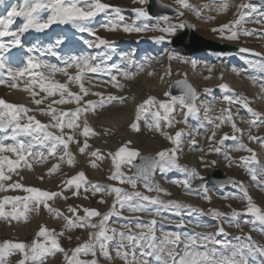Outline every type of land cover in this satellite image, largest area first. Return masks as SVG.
<instances>
[{"label":"snow or ice","instance_id":"snow-or-ice-1","mask_svg":"<svg viewBox=\"0 0 264 264\" xmlns=\"http://www.w3.org/2000/svg\"><path fill=\"white\" fill-rule=\"evenodd\" d=\"M2 2L3 0H0V3ZM138 2L143 5L147 0H138ZM174 2L178 9L190 11L197 18H204L201 9H208L209 7L208 4H203L198 9L195 5L190 4L188 0H174ZM212 3L217 5L215 10L218 13L227 12L230 7V0H212ZM236 7L238 9L247 8L250 5H238ZM45 11L48 12L46 19L41 16V12ZM133 12L136 14L135 19L129 24L125 23V17L120 7L104 3L102 0H21L18 4L11 6L6 16L0 17V51H8L21 45V37L29 30L43 32L56 23L71 24L79 32H87L93 35L95 40L88 43L89 48L103 46L114 50L115 45L113 42L96 35L93 29L89 27V23L100 13L110 14L112 17L107 24L103 25L106 31H116L119 28L127 33L159 32L161 35L151 37L157 43L163 42L166 36L175 35L178 29L187 26L182 20L176 24L171 23L168 16L156 17V22L149 25L147 21L153 20V17L144 7L134 8ZM183 15V11H178V16ZM245 15L243 12H238L237 18L229 23L221 24L218 28H213L212 31L219 32L222 38L229 40H236L241 34L252 35L249 30L239 27ZM17 17L23 18V23L13 31L11 26L15 23ZM207 19L214 20L215 17L209 16ZM138 20H143L145 23L142 25L137 24L136 21ZM5 37L11 39L5 42L3 39ZM56 43L59 45L62 42L58 39ZM48 51L51 55H56L52 48H49ZM240 51L248 52L251 50L241 48ZM167 55L169 60L179 59L181 62H185L183 57H177L172 52H168ZM256 55L260 54L256 53ZM106 58L110 59V56H106ZM96 59L97 57L91 54L73 56L63 62V67H59L56 64L29 55L22 67L8 69L9 79L6 80L2 71L6 65L2 55H0V84L7 83L9 87L17 89L19 88V82L25 80L22 90L30 95L32 103L37 106L36 108H29L22 104H12L0 99V132L4 133L3 136H0V192L20 190L26 193L24 196L6 195L0 198V219L9 223L12 220L19 221L21 218L26 221L25 213L30 210L28 205L33 204L34 208L31 210L38 212L42 206L44 210L54 213V219L64 221V225L59 232L41 225L31 243L10 240L0 243V264H7L8 257L17 253L21 258L16 261V264H44L48 257L57 253L63 254L65 264H100L101 258L111 264L114 259L113 251L115 252V258L122 260L124 264H150L148 260L150 256L155 258L156 264H168L169 261H171V264H264V245L258 244L249 234L236 236L234 238L237 241L236 243H224L223 250L216 247V245L223 243L217 239V236L228 235L223 226V218L227 214L216 209H209L205 213L203 209L194 208L190 204L176 200L165 201L160 198L161 194L170 196L171 193L156 181V171L159 170L161 173H165L177 170L183 173L184 179L172 180L171 184L182 188L185 195H195L205 201H211L209 189L203 183H200L198 187L193 185L194 180L203 181V177L195 169L188 168L178 162L182 131H176L174 135L164 131V128L173 126L172 114L177 106L183 110L185 117L183 122L185 123L189 115L197 116L198 114L199 110L196 106L197 92L186 82H178L184 84V91L180 96H172L170 92H165L164 96L168 97L166 100H158L154 96H148L144 99L136 106L135 119L130 125L133 130L139 131L138 121L142 117L147 121L148 116H151L152 122L147 124L148 128L168 140L173 145L172 148H165L156 152L154 156L144 157L142 163L134 166L136 171L132 175H125L121 170L122 164H131L133 159L140 157L138 150L128 148L131 141L125 142L114 154L109 153L114 170L107 179L117 181L118 184H128L133 191L129 192L111 184L91 183L87 180L83 171L63 180L61 185H58L59 191L43 190L33 186H25L19 180L13 181L12 174L18 175V168L23 166L29 170L32 169L33 165L30 163L32 160L42 163L49 158L58 156L59 162L53 163L48 168L47 175L56 173L60 168V163L65 162V158H67L66 163L68 166L74 167L75 156L69 149L70 144H75L81 155L87 153L89 157L102 158L99 149L89 151L91 145L88 143V139L96 133L90 128L87 120L83 121L82 130L78 134L75 130L81 128L80 117L83 114L90 110L94 111L96 107H105L106 102L112 103L114 100H118L123 103L124 99L113 96H109L107 101L103 98L99 101L85 99L90 95V92L82 82V78L87 73H98L105 70L101 68L100 64L93 63ZM123 59L127 61L128 65H132L133 60L130 55H125ZM192 63L195 67V61ZM254 66H258L264 71V63ZM112 67L116 68V65ZM69 69H75V72L70 73ZM139 70L143 71V66ZM233 71L237 70L233 69ZM56 74L63 75L66 80L64 82L53 80L52 77ZM120 74L124 79H133L136 75V73L127 70L121 71ZM148 74L152 75L153 73L149 72ZM168 74H170V69ZM237 74L239 75V72ZM116 79L115 75L111 76L112 82H115ZM70 84L77 85L79 91H71ZM113 86L122 87L117 83H113ZM218 87L224 92L233 91L229 85L224 83L219 84ZM37 88L39 91H36ZM261 88L264 90V85H261ZM205 92H211V89H205ZM41 93L44 95L41 96ZM91 94L100 95L99 93ZM57 95L59 96L58 99L53 98L50 103L45 105V101L49 97H56ZM38 96L40 98H37ZM224 102L228 103L229 107L221 109V112L214 119L208 116L209 108L204 107L205 119L212 126L211 135L207 137L209 142L207 152L209 154H222L228 161L229 166L235 164L244 168L250 180L261 190H264V166H259L260 161L255 150L243 141V136L247 135L250 142L259 143L264 148V138L251 134V128L264 125V114L255 111L250 106V101L241 94H234L232 97L225 96ZM233 103L246 109L252 117L249 120L242 121L249 125L247 133L238 127L235 122L231 110ZM65 104H75L76 106L66 110L55 107V105ZM41 105L45 106L41 107ZM30 112H39L41 115L47 116L49 118L48 123L41 122L35 115H28ZM22 119L26 122L21 123ZM223 125H230L232 134L223 133L217 140V131ZM50 128L56 129L59 134L49 131ZM65 129L69 131L66 132ZM22 136L30 139L26 141L19 139ZM79 137L84 138L82 142ZM6 140H11L13 143H5ZM228 140L235 141L231 148L225 146V141ZM41 149H46V154ZM231 152H244L249 155H241L236 160L231 156ZM3 153L14 154L15 159H11ZM200 160L202 165L208 166L209 162L203 156L200 157ZM210 163L215 164L216 161ZM90 165L96 167V164L92 161H90ZM20 179L22 180L23 177H20ZM40 179H43V177H40ZM231 182L238 188V193L230 194L231 198L246 202V207L242 211L237 209L231 211L230 218L227 221L229 226L240 228L241 217L246 215L251 216L253 219L244 221L245 224L251 223L255 226L256 222H259L260 225H264V211L253 202L243 182ZM138 183L143 185L146 192L156 193V195H147L136 190ZM81 189L85 193L91 192L93 196L97 193L114 196L111 207L102 213L95 208L68 205L67 211L71 215H65L59 208H54L49 203V201H54L57 198L69 199V196L64 194L67 191H71L72 196H79ZM84 198L88 199V196L85 195ZM98 203H106V201L101 198ZM6 204L12 205V211H5ZM21 204L24 206V212H18L17 210ZM117 205L121 210L127 209L133 213L148 214H153L150 206L175 208L177 214H179L180 209H190L199 212L201 215H211L218 223L215 232L185 234L183 238L179 232L168 233L158 244L154 235V226L157 223L155 219L147 222V224L141 223L137 219L135 226L142 229L139 234L132 232L128 224L123 225V228L127 231L109 228L108 221L110 217L121 214L117 211ZM94 218L99 219L95 220ZM129 223H131V220H129ZM182 224L181 221L178 226H182ZM197 226L200 227L201 225ZM203 227L210 226L203 225ZM76 228L89 230L87 239L73 249H65L62 247L59 238L64 235L65 231ZM145 228L147 234L143 231ZM260 231L264 235V228H261ZM77 239L79 238L77 237ZM182 242V251H177ZM82 256L90 258L83 259Z\"/></svg>","mask_w":264,"mask_h":264},{"label":"rangeland","instance_id":"rangeland-1","mask_svg":"<svg viewBox=\"0 0 264 264\" xmlns=\"http://www.w3.org/2000/svg\"><path fill=\"white\" fill-rule=\"evenodd\" d=\"M162 1L170 3L178 9V6L175 4L174 0H162ZM19 2H21V0H3V2L0 3V17L6 16L7 12L11 9V6L14 4H18ZM102 2L120 7L122 10V14L125 17V23H129V24L132 23L133 20L135 19L136 14L133 12V9L138 7L145 8L147 3L146 2L145 4L141 5L139 4L138 0H136V2H134V0H102ZM188 2L192 5H195L198 9H200L203 4H208L209 6L208 9H201L202 16L204 18H197L190 11L184 9H178V11H183L184 15L178 16L177 14L175 17H169L171 20L174 21V24L179 23V21L181 20L183 21L184 19H188L191 22L194 30L200 33V35L222 43L238 45L239 50L236 52H228V53H214L210 51H205V52H200L198 54L181 55L177 52L172 51L170 48V40L174 35L166 36V39L163 42L157 43L153 39H151V37L161 35V33L159 32L146 31L141 33H136V32L127 33L119 28L116 31H106L103 25L107 24L112 17L110 14L100 13L89 23V27L93 29L96 35L113 42L115 45L114 50L104 48L103 46H101L100 48H95V47L89 48L88 43L95 40V37L93 35L87 32L84 33L79 32L71 24L56 23L51 25L49 29H46L43 32L29 30L28 32L24 33V35L21 37V45L13 47L8 51H0V55H2L5 65L7 62L12 64L11 69L22 67L29 55L35 56L40 60L47 61L48 63L51 64L56 63V65L59 64L63 65L64 61H62V57H64V54H66L69 51V49L72 48V52L77 56L82 52L83 53L85 52L86 55L91 53L93 56L97 57L95 61H97L98 57L100 56H105V57L110 56V59H107V63H110V65L108 67L109 69L106 74H111V72H114L116 70L111 65L115 64V61H117L118 59H121L124 64H127V61L123 59V57L125 55H130L132 57L133 63L132 65L127 64L128 70L130 72L136 73V64L138 63V61L141 60L142 64H144L147 67H150V69L147 71V75L150 77H152L155 70H157V66H155L154 68L153 66H151V63L161 62L160 59L163 56V58L166 59V65H164L165 70L161 74L162 75L161 80L164 83L168 84V90L166 92H169L170 82L174 78H187L195 87L192 81V75H191L192 73L187 67V65L192 64L194 59H199L200 57V59L201 58L208 59V61L204 65H200L199 62L195 61V66L197 69L200 70L201 76L203 78L206 79V77H208L207 79H210L212 77V71L215 69L216 70L219 69L217 76V79H219V81L214 82L213 84L206 83L204 85V90L202 91L203 93L202 96H206L210 100H212L213 97L219 98L221 100L220 103H214L213 107H208L209 117L214 119V117L221 112V109L229 107L228 103L224 102V97L225 96L232 97L234 94L243 95L250 101V106L255 111L264 114V105L255 102L252 96L250 95V93L247 92L245 88H242L240 86L233 87L229 85V87L233 91L224 92L218 87V85L221 83L227 84L223 77V69H224L223 63H227L233 66L237 70L235 72H239V75L237 74V77L239 79H242L243 75H245L247 81L253 83L254 86H259L262 91L261 85H264V71H262L258 66H254V65L264 63V15H262V13H264V4H261L256 0H230V7L227 10V12L218 13L215 10L217 5L213 4L212 0H188ZM238 5H250V7L238 9L236 7ZM253 9H255V11H253ZM238 12H243L246 14L244 20L241 22V25L239 27L242 29L249 30L252 33V35L241 34L238 37V39L229 40L227 38H222L219 32L212 31L213 28H218L221 24L229 23L230 21L237 18ZM47 15L48 12L46 11L41 12V16L43 18L46 19ZM159 16H165V15H159ZM209 16H213L215 17V19L208 20L207 17ZM155 18L156 17H153V20L147 21V23H149V25L154 24L156 22ZM22 23H23V18L17 17L15 23L11 26V30L15 31ZM136 23L142 25L143 23H145V21L138 20L136 21ZM161 24H163V22H161ZM180 30H182V28L178 29L176 33H178ZM55 33H60L65 36L59 38L61 39L60 41L62 42L59 45L56 43L57 40L55 39L56 40L55 41L53 38V35ZM3 39L5 42H7L11 38L5 37ZM49 48H52L53 51L56 52L55 56L49 53L48 51ZM241 48L250 49L251 51L241 52L240 51ZM168 52H172L177 57H183L185 62H181L179 59L169 60L167 55ZM256 53H259L260 55H256ZM22 54L26 55V58L24 60L21 58ZM69 56L65 58V61L73 57V56L71 57ZM177 62H180L182 64V67L176 66L175 63ZM216 63L219 64L218 68L215 67ZM9 68L10 67L6 65L5 69L2 70L4 72V77L6 80L9 79L8 78ZM169 69H170V74H168ZM74 71L75 69H73V73ZM149 72L153 74L149 75L148 74ZM52 79L58 80L60 82L65 81V79L60 80L56 76L52 77ZM25 82H26L25 80L20 81L19 88L17 89H13L9 87L7 83L0 84V99H3L8 103L22 104L29 108H36L37 106L32 103L30 95L22 90ZM82 82L84 83L85 87L89 89V92L92 93L99 92L95 88H92L89 85H87L86 81L82 80ZM69 88L73 89V92L79 91L78 86H76L75 84H70ZM195 88L197 95L199 96L200 94L199 87L198 88L195 87ZM205 89H211V92H205ZM36 91H39V89L37 88ZM18 92L25 93L26 97L24 98L27 99L25 101L22 100L19 96H17L19 95ZM40 95L43 96L44 94L41 93ZM148 96L156 97L155 94L147 95V97ZM37 98L40 97L38 96ZM53 98L58 99L59 96L57 95L56 97H49L48 100L45 101V105L50 103ZM262 98L260 97V99ZM166 99H168V97L162 95L161 99L159 100H166ZM90 100L98 101V99L95 97H92ZM45 105H41V107H44ZM196 106L199 110L197 116L189 115L187 117L186 123L183 122L185 120L184 115L178 116L179 110L181 108L177 106L175 108L174 113L172 114L173 126L166 128L165 130L166 132L172 135H174L176 131H182L180 149L178 151V158H179L178 162L181 165L187 166L188 168L195 169L203 178L208 173H210L215 167H219L224 174L234 175L238 179L237 183L241 181L243 182L244 186L247 188L250 196L252 197L253 202L258 207H260L262 211H264V190H261L260 187L256 186L250 180V177L247 175L245 169L238 167L235 164L229 166L228 161L224 158L222 154H216V153L209 154L207 152V149L209 147V142L207 140V137L211 135L212 126L209 125L207 123V120L205 119V112L203 106L201 105H196ZM55 107L65 110L70 109L68 104L55 105ZM231 110L233 112V115L235 117V122L238 125V127L243 129L247 133L249 131V125L246 122H242V121L251 119L252 118L251 115L247 112L246 109L234 103L232 105ZM28 115H35L36 118L43 123H48L49 121V118L47 116L41 115L39 112H30L28 113ZM85 119L87 120V123L90 126V128L94 130L96 135L103 133L104 135H106V137L114 136L110 134L111 132L109 133L110 131L109 126H107L108 128H103L101 126H94V124L89 122L88 119L85 118V116L83 115L80 117V122L83 123ZM143 119L144 118H142L139 121L142 122ZM147 120L148 121H146V125L152 122L151 116H148ZM20 122L25 123L26 120L22 119ZM130 125L131 122L124 123L121 125V128L127 131V134L124 138L122 137L120 138L119 136L120 139L117 141L115 148L111 147L108 141L102 142L101 145H93L88 139V143L92 146V150L94 149L100 150L102 157L101 159L89 157L86 153L85 155H81L86 159L83 165H80L79 162H77V157L75 156L74 152L72 151L71 148H69L70 151L75 156V166L70 167L72 169L71 174H67V170L69 166L66 163L67 158H65V162L60 163V168L56 173L52 175H47L48 168L53 163L59 162V157L57 156L56 158H49L48 160L42 163H37L35 160L30 161V163H32L33 165L32 169L29 170L27 167L22 166L17 170L19 173L18 175L12 174V179L13 181L19 180V182L23 183L25 186H33L43 190L51 191L53 185L56 186L61 185V182L63 180H66L71 176L75 175L76 173L83 171L85 173L87 180L91 183H100L104 185L111 184L131 192L133 191V189L128 184H118L117 181L107 179V177L111 175L112 171L114 170L109 153L114 154L115 151L119 147L124 145L125 142L127 141H131V143L128 145L129 149H136L139 151V153H147L153 155H155L156 152L162 149L172 148L173 145L163 136H160V139L163 143L161 148L158 149L147 148L146 146L142 145L139 142L134 143L133 139L129 137V133L132 132L133 130L130 127ZM49 131L56 132V134H59L56 131V129L50 128ZM65 131L67 132L69 130L65 129ZM75 131L77 133V129ZM223 133H228L229 135L232 134L230 125H223L221 129L217 131L216 139L218 140ZM251 134L253 136L264 138V125L251 128ZM3 135L4 133L0 132V136ZM96 135H91V136L94 137ZM19 139L26 141L30 138L26 136H22L19 137ZM83 139L84 138L82 137V141ZM193 141H195V143H193ZM243 141L244 143L248 144L249 147L255 150L257 154V158L260 161L259 166H264V148H262L259 143L250 142L247 138V135L243 136ZM5 143H13V141L6 140ZM234 144L235 141L232 140L225 141V146L228 148H231ZM72 145L73 144H70L69 147ZM201 149H203V151H201ZM41 151H44L46 154V149H41ZM230 154L236 160H238L241 155H245V156L249 155L248 153H244V152H231ZM3 155H8L9 158L15 159L14 154L3 153ZM201 156H203L205 160L209 162L207 167L201 164V160H200ZM135 160L136 158L131 161V164H122L121 170L125 173V175L133 174V162ZM90 161L94 162L96 164V167H92L90 165ZM211 161H216V163L212 164L210 163ZM37 165H39L40 167L39 169L36 168ZM25 170H27V172ZM156 176L160 178H167L170 180L184 179L183 173L177 170H172L165 173H161L159 170H157ZM20 177H23V179L21 180ZM40 177H43V179H40ZM53 181L55 182L54 184ZM194 181H198V180H194ZM206 187L209 189V194L211 196L210 202L205 201L195 195H193L196 198L195 201L179 199L176 195H174V193H171L170 196L161 194L160 198L165 201L176 200L183 203H187L192 205L194 208L203 209L205 213H207L209 209H216L222 213L227 214L223 218V226L225 227V230L228 233V235L217 236V239L223 242L221 244L216 245V247L220 250H223L224 243H236L237 241L234 238L236 236H244L245 234L251 235L254 241H256L258 244L264 245V235H262L260 231L261 228H264V225H260L259 222H256L255 226H253V224L251 223L248 224L244 223V221H251L253 219L251 216L246 215L241 217L240 228L229 226L227 222L228 219L230 218V213L233 209L242 211L246 207V202L241 201L240 199H232L230 196V194L232 193H238V188L232 185L229 188L220 189L211 184H208ZM178 188L180 192L184 194V190L180 187ZM59 190L60 188L58 189V191ZM136 190H139L147 195H156V193L146 192L143 185L140 183L137 184ZM6 195L24 196L26 195V193H23L20 190H15V191L9 190L7 192H0V198ZM85 195L88 196L87 200L90 201L91 203H88V201L86 200H83L82 202H74L73 198H71L69 195H68L69 199L64 200V203L62 205L61 202H63V199H61V202L56 205L54 201H49V203L52 205V207L59 208L65 215H71L67 211L68 205H72V206L81 205L83 207L95 208L103 213L106 212L111 207L114 200V196H110L104 193H97L95 196H93L91 192L85 193L83 191V198ZM101 198H103L106 201V203H109L107 208L103 207L105 203H98V201ZM28 207L30 210L25 213L27 217L26 221L23 218H21V220L19 221L12 220L11 223H9L8 221L0 219V243H2L5 240L24 241L26 243H31L33 238H35L36 233L39 231L41 225H45L49 229H55L57 232H59L62 229L64 225V221L62 219H60V221L54 219L53 218L54 213H50L44 210L42 206L40 207V210L38 212L35 210H31L34 208L33 204H29ZM150 209L153 214L133 213L131 211H128L127 209L121 210L117 205V211L120 212L121 214L119 216L114 215L110 217V220L108 221V227L116 228L119 231H127L126 229L123 228V225L128 224L129 227H131L132 232L139 234L142 231V229L137 228L135 226L137 219L144 224H147V222L155 219L157 223L154 226V235L157 238L156 242L158 244L160 241L164 239L165 235L168 233L179 232L183 238L185 234L193 235L197 232L216 231V226L218 222L214 220L211 217V215H201L199 212H195L190 209H180L179 214H177V210L175 208H164L161 206H150ZM17 210L18 212H24V206L22 204L19 205ZM5 211H12V205L6 204ZM80 214L82 215L83 213L81 212ZM94 219L98 220L99 218H94ZM129 220H131V223H129ZM181 221L183 222L182 226H178L181 224ZM197 225H201V226L198 227ZM203 225H208L210 227H203ZM88 231L89 230L87 229H80V228H76L71 231H65L64 235L59 238L62 247L69 250L75 248L78 244L83 243L87 239ZM143 231L147 234L146 228L143 229ZM69 237H71V239H69ZM77 237L79 239H77ZM182 248H183V242L180 244L177 251H182ZM112 255L114 259L111 262V264H124L122 260L115 258L114 251L112 252ZM20 258L21 257L19 253L15 255H11L8 257L7 264H16V261ZM81 258L87 259L90 257L82 256ZM148 260L150 264H156L154 257L150 256L148 257ZM44 264H65L63 259V254L57 253L54 256L48 257L44 261ZM100 264H109V261L101 258ZM168 264H171V261H169Z\"/></svg>","mask_w":264,"mask_h":264},{"label":"bare ground","instance_id":"bare-ground-1","mask_svg":"<svg viewBox=\"0 0 264 264\" xmlns=\"http://www.w3.org/2000/svg\"><path fill=\"white\" fill-rule=\"evenodd\" d=\"M62 36L64 35L60 33H55L53 35V38L54 40L55 39L58 40ZM73 49H76V48H73ZM75 55L76 54L72 52V48H71L66 54H64V57H62V61H65V58H67V56L71 57ZM80 55H86V54L85 52L84 53L82 52L78 56ZM21 58L24 60L26 58V55L22 54ZM107 59L108 58H106L105 56H100L98 57L97 61L93 62L96 64H100L101 68L105 69L104 71H101L98 73H87L86 76L82 78L83 81H86L87 85L98 90L99 91L98 93L100 94V95L94 96L91 94L92 92H90V95L85 97V99L90 100L92 97H95L98 99V101L102 98L105 99V101H107V98L109 96H113L117 98H123L124 102L120 103L118 100H114L112 103L106 102L105 107L103 108L96 107L94 111L90 110L87 113H85L86 115L83 114V116H85V118H87L89 122L94 124V126H101L103 128H108L107 126H109L110 127L109 133L111 132L110 134L114 135L113 137H106V135H104L103 133H100L94 137L90 136L89 141L93 145H101L102 142L108 141L111 147L115 148L117 141L121 137L124 138L127 134V131L122 129L121 125L124 123H129V122H131L132 124V122L135 119L136 106L140 104L144 99H146L147 95L155 94L156 98L159 100L161 99L162 95H164V93L168 90V84L164 83L161 80L162 78L161 74L165 70L164 65H166V59H164L162 56L160 59L161 62L151 63V66H153L154 68L155 66H157V70H155L152 77L147 75V71L150 69V67H147L144 64H142L141 60L138 61V63L136 64V75L134 76L133 79H124L122 75L120 74L121 71L123 70L129 71L127 64H124L121 59H118L117 61H115V64H113V65H116V68H115L116 70L114 72H111V74H106L109 69L108 67L110 65V63H107ZM194 61L199 62L200 65H204L206 64L208 59H204V58L200 59L199 57V59H194ZM175 64L178 67H182V64L180 62H177ZM6 65L10 68L12 67V64H10L9 62H7ZM57 66L62 67L64 65L59 64ZM141 66H143V71L139 70ZM187 67L192 73L191 74L192 81L195 87L197 88L199 87L200 94L197 98L196 105H201L204 108L205 106L213 107L214 103H220L221 100L219 98L213 97L212 100H210L206 96H202L203 94L202 91L204 90V85L206 83L213 84L214 82L219 81V79H217L219 69L218 70L215 69L212 71V77L210 79H205L201 76L200 70L197 69L196 66L195 67L193 66V63L187 65ZM215 67L218 68L219 64L216 63ZM223 68H224L223 77L228 85L233 86V87L240 86L242 88H245L247 92L250 93V95L252 96L255 102H258L259 104L264 105V90L261 91L259 86H254L253 83H250V81H247V78L245 75H243L242 79H239L237 77V72L233 71V69H235L233 66L227 63H223ZM69 72L73 73V69H69ZM112 75H115L117 77L115 82L111 81ZM55 76L60 80L61 79L66 80V77H64L63 75L56 74ZM113 83L122 85V87H114ZM70 90L73 91V89H70ZM18 94L19 95L17 96H19L22 100L25 101L27 99V98L26 99L24 98L26 97L25 93L18 92ZM260 97L261 98L263 97V98L260 99ZM68 105L70 109L75 108L76 106L75 104H68ZM182 112L183 111L180 109L178 116H182L183 115ZM138 125H139V131L132 130V132L129 133V137L133 139L134 143L139 142L142 145L146 146L147 148H153V149L161 148L162 143H163L160 139L161 135L155 131L150 130L148 126L146 125L145 119H143L142 122L138 121ZM82 127H83V123L81 122V128L77 129V134L82 130ZM165 130L166 128H164V131ZM79 139L82 141V137H79ZM69 148L72 149L75 156L77 157V162H79L80 165H83L86 158L81 156V154L77 150L76 145L73 144ZM90 150H92V146H91V149H89V151ZM36 168L39 169L40 168L39 165H37ZM25 171L27 172V170ZM71 172H72V169L69 167L67 170V174H71ZM156 178H157V182L162 187L168 189L170 193H174V195H176L179 199L195 201L196 198L193 195H185L180 192L179 188L176 185L171 184L172 180L167 179V178H160L158 176H156ZM54 183L55 182L53 181V184ZM58 189H59L58 186L53 185V188L51 191H58ZM64 194L67 196L69 195L71 198H73L74 202H82L83 200L88 201L87 199L83 198L82 189L80 190L79 196H72L71 191H67ZM60 202H61V199L59 198L54 200L55 205L59 204ZM63 203H64V200L63 202H61V205ZM88 203H91V202L88 201ZM108 205L109 203H105L103 207L107 208ZM57 220L60 221V219H57Z\"/></svg>","mask_w":264,"mask_h":264},{"label":"water","instance_id":"water-1","mask_svg":"<svg viewBox=\"0 0 264 264\" xmlns=\"http://www.w3.org/2000/svg\"><path fill=\"white\" fill-rule=\"evenodd\" d=\"M261 4H264V0H256ZM145 9L152 17L159 15H165L168 17H175L178 14V9L170 3L162 0H147ZM186 27L182 28L176 33L170 40V48L172 51L181 55L198 54L200 52L210 51L214 53H228L236 52L239 50V46L235 44L222 43L213 39L206 38L192 27L191 22L188 19L183 20ZM170 22L174 24V21L170 19ZM178 82H186L191 85L195 90L196 88L187 78H174L169 85V92L172 96L182 95L184 91V84ZM154 156L153 154L140 153V157H137L133 162V173L136 171L135 165L142 163L144 157ZM157 172V171H156ZM155 179L156 173H155ZM231 181L238 182V179L231 174H224L219 167H215L210 173H208L203 181H194L193 185L199 186L203 183L205 186L211 184L217 188L225 189L233 185ZM223 185V187H221ZM131 229V227H129Z\"/></svg>","mask_w":264,"mask_h":264}]
</instances>
